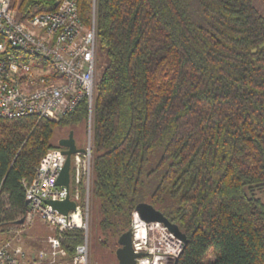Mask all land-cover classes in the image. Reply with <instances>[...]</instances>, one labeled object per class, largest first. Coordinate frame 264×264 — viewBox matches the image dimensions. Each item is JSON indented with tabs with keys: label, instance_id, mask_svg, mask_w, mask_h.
I'll list each match as a JSON object with an SVG mask.
<instances>
[{
	"label": "trees",
	"instance_id": "trees-1",
	"mask_svg": "<svg viewBox=\"0 0 264 264\" xmlns=\"http://www.w3.org/2000/svg\"><path fill=\"white\" fill-rule=\"evenodd\" d=\"M78 10L89 26L92 0ZM94 10L108 58L92 116L100 246L148 204L186 237L176 264H264V17L252 0H95ZM86 118L85 103L57 122L0 118V245L26 211L23 182L60 148L58 132ZM81 241L62 234L68 258Z\"/></svg>",
	"mask_w": 264,
	"mask_h": 264
},
{
	"label": "built area",
	"instance_id": "built-area-1",
	"mask_svg": "<svg viewBox=\"0 0 264 264\" xmlns=\"http://www.w3.org/2000/svg\"><path fill=\"white\" fill-rule=\"evenodd\" d=\"M79 0H55L52 12L23 15L22 0H0V118L18 120L60 119L75 113L82 103L87 107L86 131L80 153L71 155L69 186L55 182L65 163L63 148L41 158L31 182H23L26 211L21 225L7 229L10 240L0 245V264H89L88 228L90 192L93 179L92 116L96 93L97 39L95 0L87 26L78 10ZM68 196L75 204L66 216L46 205ZM39 220L49 229L44 248L28 252L21 245L23 227ZM145 224L136 213L132 221V249L142 253L136 264H158L163 257L178 258L183 244L161 224L157 229ZM144 229L143 239L134 238L135 228ZM78 231L82 241L68 258L61 246L64 232ZM153 231L161 237L162 251L150 245ZM152 259V260H151Z\"/></svg>",
	"mask_w": 264,
	"mask_h": 264
},
{
	"label": "rangeland",
	"instance_id": "rangeland-1",
	"mask_svg": "<svg viewBox=\"0 0 264 264\" xmlns=\"http://www.w3.org/2000/svg\"><path fill=\"white\" fill-rule=\"evenodd\" d=\"M253 6L257 12L264 17V4L261 0H252ZM108 65V58L106 51L98 49L97 59H96V83L101 78L103 71ZM86 131V124H81L80 127L75 128L73 133V139L82 146L84 136ZM69 133L62 131L58 132L55 141L67 138ZM264 195V194H263ZM30 222V225L23 227V236L21 238V245L28 252L36 251L44 247L42 244L43 239L49 234V229L43 225L39 220L34 219ZM158 226V225H157ZM160 227V226H158ZM8 228H13L12 225ZM156 229V228H155ZM158 229V228H157ZM158 231H153L150 234V246L155 248H160L162 251L163 245H161V237L157 233ZM99 230H98V212L97 203L93 200L90 192V207H89V228H88V250H89V264H117L115 259V251L118 248L117 242L115 245L104 248L99 244ZM152 260V259H151ZM173 260L169 256L163 257L162 260L158 261V264H172Z\"/></svg>",
	"mask_w": 264,
	"mask_h": 264
},
{
	"label": "water",
	"instance_id": "water-1",
	"mask_svg": "<svg viewBox=\"0 0 264 264\" xmlns=\"http://www.w3.org/2000/svg\"><path fill=\"white\" fill-rule=\"evenodd\" d=\"M58 146L64 149L63 155H65L66 159L63 168L60 171L59 176L55 182V185L68 189L70 157L73 154L82 152V150L76 149L72 132H69L67 138L59 140ZM27 205L28 201H25V206ZM46 205L50 206L52 210L57 211L59 214H62L64 216H66L69 211H74L75 209V204L69 200L68 196L61 202L46 201ZM135 213L145 224H161L176 239L181 241L183 246L186 244V237L179 231L178 227L174 224H171L162 213L155 210L152 206L148 204L138 205L135 208ZM22 223L23 219H20L17 222V225H21ZM132 234V228H130L117 240L118 248L115 251V258L118 264H136L137 260L143 256L142 253H136L132 249ZM176 262L177 258L174 259L173 264H176Z\"/></svg>",
	"mask_w": 264,
	"mask_h": 264
},
{
	"label": "bare ground",
	"instance_id": "bare-ground-1",
	"mask_svg": "<svg viewBox=\"0 0 264 264\" xmlns=\"http://www.w3.org/2000/svg\"><path fill=\"white\" fill-rule=\"evenodd\" d=\"M158 224H152V225H150V227L151 228H159L158 226H157ZM134 233H135V236H134V238L136 239V240H138V241H140L141 239H143V236H144V234H145V232H144V229H143V227L142 226H140V225H137L136 226V228H135V231H134Z\"/></svg>",
	"mask_w": 264,
	"mask_h": 264
},
{
	"label": "crops",
	"instance_id": "crops-1",
	"mask_svg": "<svg viewBox=\"0 0 264 264\" xmlns=\"http://www.w3.org/2000/svg\"><path fill=\"white\" fill-rule=\"evenodd\" d=\"M42 244H43V242H42ZM44 245V244H43ZM37 250H39V249H37ZM116 259V258H115ZM117 261V260H116ZM117 264H118V262H117Z\"/></svg>",
	"mask_w": 264,
	"mask_h": 264
}]
</instances>
